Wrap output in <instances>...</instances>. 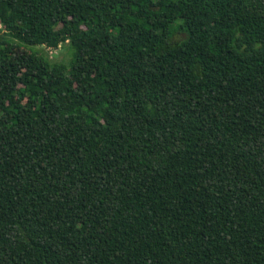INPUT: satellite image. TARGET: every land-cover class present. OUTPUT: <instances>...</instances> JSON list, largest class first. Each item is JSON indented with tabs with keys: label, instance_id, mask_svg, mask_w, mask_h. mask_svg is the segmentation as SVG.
<instances>
[{
	"label": "trees",
	"instance_id": "trees-1",
	"mask_svg": "<svg viewBox=\"0 0 264 264\" xmlns=\"http://www.w3.org/2000/svg\"><path fill=\"white\" fill-rule=\"evenodd\" d=\"M0 264H264V0H0Z\"/></svg>",
	"mask_w": 264,
	"mask_h": 264
},
{
	"label": "rangeland",
	"instance_id": "rangeland-1",
	"mask_svg": "<svg viewBox=\"0 0 264 264\" xmlns=\"http://www.w3.org/2000/svg\"><path fill=\"white\" fill-rule=\"evenodd\" d=\"M28 50H36V51H48L49 56L52 60H60L68 63L72 57V49L65 44L58 48H47L43 46H28Z\"/></svg>",
	"mask_w": 264,
	"mask_h": 264
}]
</instances>
